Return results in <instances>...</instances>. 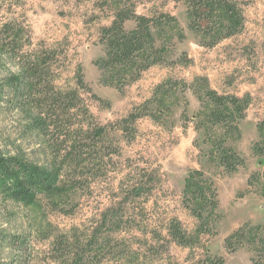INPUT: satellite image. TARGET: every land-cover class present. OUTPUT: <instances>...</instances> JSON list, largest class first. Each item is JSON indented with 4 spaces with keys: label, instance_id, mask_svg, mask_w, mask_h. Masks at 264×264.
<instances>
[{
    "label": "rangeland",
    "instance_id": "rangeland-1",
    "mask_svg": "<svg viewBox=\"0 0 264 264\" xmlns=\"http://www.w3.org/2000/svg\"><path fill=\"white\" fill-rule=\"evenodd\" d=\"M123 9L149 18L169 14L177 24L152 31V46L164 61L120 90L106 81L102 62L107 51L100 40L101 30ZM244 16L242 33L207 49L189 29L185 4L175 0H1L0 29L5 23H20L31 32L34 48L66 53L58 88L82 96L97 123L109 127L118 155L104 163L103 177L91 189L56 191L62 186L59 182L28 202L4 201L0 196V264H61L54 260L53 251L61 237L74 242L76 237L87 240L96 233L98 242L108 235L113 246L128 242L136 247L139 239L155 230L168 241L165 250L160 249L157 264H199L207 253L224 258L226 264H252L251 242L231 253L226 240L243 227L264 232V159L254 152L255 144L264 140L257 127L264 122V0L251 2ZM134 28V22L126 23L128 32ZM79 66L92 93L77 85ZM18 73L19 67L11 61L0 68V151L50 163L45 141L28 129L20 111L7 107L10 91L3 79ZM204 77L220 95L252 99L238 125L239 133L226 143L245 160L232 174L219 166L204 133L197 130L202 112L197 89ZM140 106H146V116L137 121L136 133L124 132L119 123ZM103 148L107 151L109 144ZM142 169L157 170L161 183L148 200L143 197L129 203V228L112 232L108 222L101 229L105 216L130 188L128 175ZM193 170L203 171L214 184L219 206L210 228L200 235L201 245L192 249L172 242L166 229L168 220L177 218L189 235L200 231L199 221L184 206L185 182ZM141 215L146 227L135 226ZM98 256L97 264H115L109 257L100 262L101 253Z\"/></svg>",
    "mask_w": 264,
    "mask_h": 264
},
{
    "label": "trees",
    "instance_id": "trees-1",
    "mask_svg": "<svg viewBox=\"0 0 264 264\" xmlns=\"http://www.w3.org/2000/svg\"><path fill=\"white\" fill-rule=\"evenodd\" d=\"M175 1L185 4L189 29L199 38L200 45L213 49L224 40L243 32L244 9L256 0ZM130 21L135 23V28L128 32L126 23ZM176 24L177 19L169 14L149 18L138 15L134 10H120L112 24L101 30L100 42L107 51L106 59L102 62L106 81L122 90L129 82L138 81L142 72L150 66L164 61L159 50L152 46L151 33ZM65 59L66 53L59 49L34 48L31 32L20 23H5L0 29V68L5 67L8 61L19 67L17 75L8 74L3 79V85L6 83L10 91L7 107L9 111L21 112L28 121V129L45 141L52 156L50 163L41 164L25 158V155H7L0 151V196L4 201H31L59 182L62 186L56 191L62 188L71 193L82 192L85 187L91 189L103 177L100 172L104 163L112 162L111 157L118 155L117 148H112L115 140L108 131L109 127L97 123L82 96L77 91L66 92L58 88L60 65ZM82 71L79 66L75 77L77 85L92 93ZM199 82L197 94L202 112L197 117V130L204 133L205 141L210 145L211 154L219 166L232 174L245 165V160L226 143L239 133L238 125L246 118L252 99L249 95L242 98L220 95L209 87L205 77ZM93 98L96 99L94 95ZM146 109V106L135 108L119 123L123 131L136 133L135 125L141 117L146 116ZM257 127L264 138V122ZM106 142L109 144L107 151L103 148ZM254 152L264 159V140L255 144ZM127 183L130 188L123 192L125 195L118 200V207L105 216L101 229L106 228L108 222L111 223L108 228L112 232L129 228L126 226L129 224L126 220L129 203L143 197L148 200L161 179L157 170L142 169V172L128 175ZM184 206L199 221L200 231L189 235L177 218L168 220L166 230L172 242L193 249L201 245L200 235L210 228L219 206L214 184L203 171L193 170L189 173L184 188ZM143 211L144 208H141L140 212ZM139 219L135 226L146 227L145 216L141 215ZM150 235L144 234L145 237L138 240L136 247L128 242H115L113 246L108 235L98 242L96 233L87 240L82 236L76 237L74 242L61 237L54 244V260L61 264H97L101 253L100 262L109 257L115 264H157L155 260L160 249L165 250L168 241L157 230L150 232ZM247 241L254 245L251 263L264 264V232L259 227H243L233 233L227 238L226 247L234 253ZM206 255L199 264H226L222 257Z\"/></svg>",
    "mask_w": 264,
    "mask_h": 264
}]
</instances>
